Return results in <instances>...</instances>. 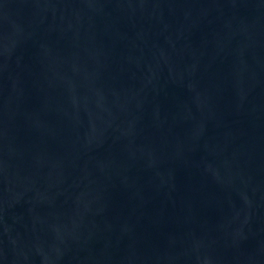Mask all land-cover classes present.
<instances>
[{
    "label": "water",
    "instance_id": "water-1",
    "mask_svg": "<svg viewBox=\"0 0 264 264\" xmlns=\"http://www.w3.org/2000/svg\"><path fill=\"white\" fill-rule=\"evenodd\" d=\"M0 264H264V0H0Z\"/></svg>",
    "mask_w": 264,
    "mask_h": 264
}]
</instances>
